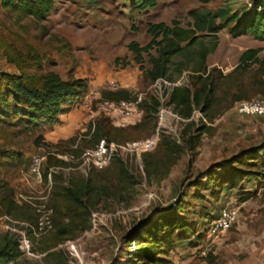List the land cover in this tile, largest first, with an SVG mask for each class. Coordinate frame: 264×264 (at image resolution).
<instances>
[{"label": "rangeland", "instance_id": "obj_1", "mask_svg": "<svg viewBox=\"0 0 264 264\" xmlns=\"http://www.w3.org/2000/svg\"><path fill=\"white\" fill-rule=\"evenodd\" d=\"M253 1L159 0L156 8L137 12L128 0H92L91 5L56 0L54 11L41 23L0 8V70L9 67L18 73L6 58L12 48L23 56L37 53L45 71L86 85L78 102L66 104L52 127L16 134L0 124V200L8 197L20 206L11 213L0 212V253L19 252L0 264H264V167L259 163L264 162V115L238 114L234 104L211 124L205 121L211 133L201 135L191 147L188 142L201 113L196 110L190 120L181 119L165 91L188 83L199 60V43L172 58L168 74L173 84L149 82L140 69L150 68L148 57L143 55L140 67L127 48L132 42L141 47L149 43L148 24L177 22L188 28L191 10L226 8L234 13L250 9ZM210 38L200 41L208 46ZM216 38L218 45L206 58L208 70L228 75L247 49L260 48L264 62V42L251 35L234 39L222 30ZM180 65L186 71L178 76ZM118 90L127 91L129 99L107 103L105 93ZM149 97L160 102L150 119L156 122L155 131L146 137L133 134L136 139L126 143L111 142L116 147L106 169L80 167L77 162L50 166L56 160L53 154L77 158L91 148L86 134L100 118L115 128L140 122L144 112L139 103ZM190 121L197 126L187 127ZM154 136L158 140L152 150L139 152L128 146ZM163 138L174 143L167 152L159 145ZM3 152L13 155L7 159ZM37 154L45 156L43 176L53 170L51 184L44 178L38 183L30 174ZM116 160L136 177L134 182L113 178L111 163ZM229 166L244 175L234 189L222 181ZM55 181L65 186L91 181L94 186L87 199L86 227L62 242L56 240L59 219L51 204ZM170 224L176 235L171 244L163 242Z\"/></svg>", "mask_w": 264, "mask_h": 264}, {"label": "trees", "instance_id": "obj_2", "mask_svg": "<svg viewBox=\"0 0 264 264\" xmlns=\"http://www.w3.org/2000/svg\"><path fill=\"white\" fill-rule=\"evenodd\" d=\"M56 0H0V8L15 13L19 18L29 19L34 23L46 21L55 9ZM69 1V0H62ZM130 8L142 12L154 9L159 0H128ZM208 3L210 0H200ZM87 5L93 4L92 0H83ZM192 24L188 28L173 22L172 26L164 23L148 24L147 34L150 41L141 47L132 42L128 50L132 53L136 64L143 66V55L148 57L149 69L141 67L149 82L164 80L170 84L175 83L168 74L172 65V58L189 50L199 43L197 51L198 62L190 70L188 83L174 85L167 94L168 104L181 119L190 120L193 113H201L199 125L190 121L187 127L196 125V134L189 139L188 144L193 147L194 141L203 134H210L214 118L229 110L240 101H250L261 97L264 92V62L260 60V48L247 49L239 57L238 65L228 75H223L218 69L208 70L206 58L217 47L216 35L226 30L231 38L251 35L255 40L264 42V0H254L250 9L242 8L239 12L230 13L226 8L208 9L200 8L189 12ZM210 36L209 45H204L200 39ZM200 41V42H199ZM154 51L156 56L151 52ZM7 62L16 67L17 74L0 73V124L15 130L16 134L28 133L52 127L58 124V115L65 113V105H74L85 92V82L79 79L63 80L53 71H45L43 58L37 53L21 55L10 48L6 52ZM181 66V65H180ZM255 67V70H248ZM186 69L180 67L178 76ZM257 96V97H255ZM129 94L125 90L106 92L107 102L118 103L127 101ZM255 97V98H254ZM139 106L144 112L140 122L127 128H115L107 118L95 121L86 136H90L89 147H94L100 140L107 143H126L135 137L133 134L150 136L155 131L156 122L150 121L156 115L160 102L155 97L144 98ZM69 109V108H68ZM174 144L168 138L160 140V148L166 152ZM162 146V147H161ZM162 148V149H163ZM12 153L3 152L2 157L7 159ZM256 157H251L254 160ZM260 165L264 167L262 159ZM238 164L243 165L241 161ZM65 165L64 162L54 160L50 166ZM108 170L104 172L107 173ZM111 174L119 183H132L135 178L121 160L111 163ZM47 179V173L43 176ZM244 180L243 173L232 166L224 170L222 181L234 189ZM94 186L88 182H70L67 186L55 181L51 192V204L54 216L59 221L55 223L56 240L62 242L65 237L74 235L79 229L87 225L90 215L87 199L91 198ZM20 206L12 199L5 197L0 200V212L11 213ZM67 221V222H65ZM168 235L164 243L171 244L175 239V226L170 224ZM14 249L8 254L7 249L0 253V263H6L18 256Z\"/></svg>", "mask_w": 264, "mask_h": 264}, {"label": "built area", "instance_id": "obj_3", "mask_svg": "<svg viewBox=\"0 0 264 264\" xmlns=\"http://www.w3.org/2000/svg\"><path fill=\"white\" fill-rule=\"evenodd\" d=\"M111 103L112 102H107ZM235 109L238 114L245 116H261L264 115V95L250 101H240L235 105ZM158 140V136H154L142 142H135L129 147L133 148L135 151L146 152L152 150ZM116 145L113 143H107L105 140H100L94 147L85 149L81 155L77 158L75 156L58 152L53 154L54 157L62 162H77L80 167H87L102 171L106 169L115 151ZM45 164V156L41 154L34 155L31 159L29 171L38 183H41L43 178V167ZM53 170L50 169L47 173L46 183L51 184V174ZM225 220L227 219V214H223ZM224 220V221H225Z\"/></svg>", "mask_w": 264, "mask_h": 264}, {"label": "crops", "instance_id": "obj_4", "mask_svg": "<svg viewBox=\"0 0 264 264\" xmlns=\"http://www.w3.org/2000/svg\"><path fill=\"white\" fill-rule=\"evenodd\" d=\"M0 73L16 74V71H14L13 68L7 67V70H0Z\"/></svg>", "mask_w": 264, "mask_h": 264}]
</instances>
